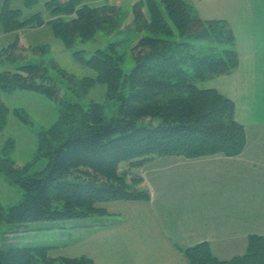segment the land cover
<instances>
[{
  "label": "trees",
  "instance_id": "trees-1",
  "mask_svg": "<svg viewBox=\"0 0 264 264\" xmlns=\"http://www.w3.org/2000/svg\"><path fill=\"white\" fill-rule=\"evenodd\" d=\"M11 1L4 0L0 12L5 30L47 23L70 49L78 38H89L105 25L123 27L119 9L111 3L92 7L84 0H47L51 17L45 20L42 12L25 14L23 8L10 6ZM38 2L24 0L27 7ZM131 26L152 34L131 48L134 65L129 71L116 41L90 55L85 49L74 51V57L96 73L87 78L89 82L106 86V102L64 103L60 90L46 81L43 63L23 65L26 76L0 73V124L6 123L8 114L3 93L35 90L60 103L57 121L39 138L36 157L48 160L43 169L31 172V163L21 165L10 156H0V171L24 189L19 203L8 208L0 203V220L12 226L43 220H104L110 213L103 203L151 199V190L134 167L165 155L195 158L243 152L246 129L235 118V102L204 86L206 80L239 64L230 23L201 18L189 0H138ZM50 248H1L0 264H54ZM181 249L190 264H264L261 234H251L246 251L225 260L214 255L207 241ZM59 262L95 264L86 255L61 257Z\"/></svg>",
  "mask_w": 264,
  "mask_h": 264
},
{
  "label": "crops",
  "instance_id": "crops-1",
  "mask_svg": "<svg viewBox=\"0 0 264 264\" xmlns=\"http://www.w3.org/2000/svg\"><path fill=\"white\" fill-rule=\"evenodd\" d=\"M189 1L196 10H226L222 18L197 10L230 23L239 55L236 68L206 87L235 102L246 146L236 156L165 155L134 167L151 199L102 204L106 225H84L88 250L79 255L95 264H190L181 248L203 241L225 260L243 254L251 234L264 235V0Z\"/></svg>",
  "mask_w": 264,
  "mask_h": 264
},
{
  "label": "rangeland",
  "instance_id": "rangeland-1",
  "mask_svg": "<svg viewBox=\"0 0 264 264\" xmlns=\"http://www.w3.org/2000/svg\"><path fill=\"white\" fill-rule=\"evenodd\" d=\"M46 1L39 0L34 6L27 7L24 0H12L10 6L23 8L25 14L42 12L43 18L48 20L51 14L45 7ZM137 1L84 0L83 4L92 7L107 3L116 5L123 27L105 25L89 38H78V43L73 49L67 48L53 34L51 26L47 23L13 31L5 30L0 23V73L6 76L8 74L26 76L27 74L21 70L23 65L43 63L47 66L45 67L48 75L46 81L60 90L64 103L87 104L92 100L106 102V86L98 82H89L87 78L94 77L96 73L87 65L80 63L74 57V51L85 49L87 55H90L97 48H108L111 42L116 41L115 44L125 60L124 69L129 71L134 65L131 48L141 37L152 34L146 29L136 30L131 26L134 19V4ZM3 4L4 0H0V12ZM196 5L199 6L197 3ZM221 9H210V12L207 8L197 10L201 14L203 12L205 16L209 13L215 18H222L226 16V10ZM211 11H215V14ZM174 36L178 35L174 33ZM205 43L209 45L207 41ZM36 47L43 49L38 50ZM38 81L40 80L37 79ZM209 85H211L210 81L206 80L204 86ZM2 99L8 107V114L6 123L0 124V156H10L21 165L31 163V172L43 169L48 160L36 157L39 138L42 130L49 128L57 121L60 103L49 99L39 91L19 88L3 93ZM107 105L110 108V103ZM23 197L24 189L19 184L10 182L4 172L0 171V203L8 208L19 203ZM100 219L103 220L98 217L60 221L43 220L20 226H12L5 220H0V249L20 245L49 246L51 247L49 256L53 258L54 264H60L61 257H75L87 252L88 243H83V238L88 233L85 230H88L90 226L84 225L100 222ZM34 264L45 263L37 261Z\"/></svg>",
  "mask_w": 264,
  "mask_h": 264
}]
</instances>
